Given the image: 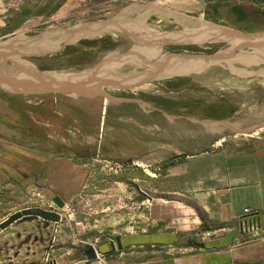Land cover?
I'll return each instance as SVG.
<instances>
[{
  "label": "rangeland",
  "instance_id": "1",
  "mask_svg": "<svg viewBox=\"0 0 264 264\" xmlns=\"http://www.w3.org/2000/svg\"><path fill=\"white\" fill-rule=\"evenodd\" d=\"M229 34L251 40L208 41ZM259 34L264 0H0V45L21 48L0 54V226L62 216L4 230L0 264H78L117 236L209 239L220 224L190 195L189 154L221 144L264 169ZM70 76L98 88L41 95Z\"/></svg>",
  "mask_w": 264,
  "mask_h": 264
},
{
  "label": "crops",
  "instance_id": "2",
  "mask_svg": "<svg viewBox=\"0 0 264 264\" xmlns=\"http://www.w3.org/2000/svg\"><path fill=\"white\" fill-rule=\"evenodd\" d=\"M57 83L62 84L66 92L69 91L68 96L72 93L82 96L78 93L79 88H98L92 83L85 84L82 77L74 76ZM134 83L122 81L120 85L135 87ZM39 87L40 92L45 87L54 90L56 83L39 84ZM239 134L242 133L237 132L235 136ZM228 136L232 137V134ZM218 145L212 147L216 151L206 149L189 154L190 195L204 200L212 211L210 217L220 224L210 233L209 239L199 245L187 246L182 244L178 232L117 236L114 241L110 239L99 246L85 243L86 248L91 245L101 253V260L88 261L83 256L85 259H80L78 264H264V239H251L264 235V169L259 168L254 155H231L230 150H221L224 145ZM247 211L252 216L244 218ZM243 219L252 220L254 226L256 222L258 229L243 231ZM118 237L121 238L122 250L117 246ZM171 251H176V254Z\"/></svg>",
  "mask_w": 264,
  "mask_h": 264
},
{
  "label": "water",
  "instance_id": "3",
  "mask_svg": "<svg viewBox=\"0 0 264 264\" xmlns=\"http://www.w3.org/2000/svg\"><path fill=\"white\" fill-rule=\"evenodd\" d=\"M218 29H220V28H218ZM218 29H217V32L219 31L218 33L221 34V35L224 34L225 31H226V29H222V31L221 30H218ZM230 33H231V31H230ZM226 37H222V39L212 37L208 41L211 42V43H216V42H221V41L222 42H227V41H229V39H231L229 42H233V44L237 48L240 45L242 46L241 43L246 44L248 40H251V38H247L245 35H237V34H229ZM252 39L253 40L250 41L251 43H255V44L262 43L263 44L264 43V34H259L257 36H254V38H252ZM31 41H33V39H31ZM14 48H16V47H14ZM14 48H12V49L11 48H7L6 46H4V45L1 44L0 45V54L4 55L3 57H5V56L7 57V55H9L8 54L9 51H11L10 52V54H11L12 52H17V51H20L21 50V48H16L13 51ZM32 48H34V43L31 44V45H29V46H27V47H25L24 49L25 50H28V49H32ZM54 88H55L54 90H50V91L51 92H55L56 89H59L60 91L66 90L65 88H63V85L60 84V83H56V87H54ZM262 128H260V129H262ZM254 132H252V133H254ZM241 133H243V134H250V132H247V131L246 132H241ZM55 203L58 205V207L60 209H63L65 207V202L60 197H57L55 199ZM30 216L38 217V218H40V219H42L44 221L52 222V223H59L62 220L61 214L58 213V212H56V211H49V210H45V209H42V208L26 209V210H23L21 212H18L17 214H15L14 216H12L6 224L0 226V234L4 230H6L8 227H10L11 225H13L14 223H16V222H18V221H20V220H22V219H24L26 217H30ZM245 217L247 218L249 216H244V218ZM116 241H117L118 248L120 250H122L123 248H122L121 238L118 237ZM113 245H115V244L113 243ZM84 254H85L86 259L88 261L100 260V257H99L98 252L91 245L87 246L86 251L84 252ZM42 264H46V263H42ZM52 264H55V263L53 262Z\"/></svg>",
  "mask_w": 264,
  "mask_h": 264
},
{
  "label": "built area",
  "instance_id": "4",
  "mask_svg": "<svg viewBox=\"0 0 264 264\" xmlns=\"http://www.w3.org/2000/svg\"><path fill=\"white\" fill-rule=\"evenodd\" d=\"M249 215H251V214H250V212L247 211L244 216H249ZM242 228H243V231H247V232L251 231V230L254 231L255 229L256 230L258 229L257 223L255 222V226H254V222L252 220L249 222L248 219L242 220ZM52 263H47V264H52Z\"/></svg>",
  "mask_w": 264,
  "mask_h": 264
},
{
  "label": "bare ground",
  "instance_id": "5",
  "mask_svg": "<svg viewBox=\"0 0 264 264\" xmlns=\"http://www.w3.org/2000/svg\"><path fill=\"white\" fill-rule=\"evenodd\" d=\"M107 102H109V100H107ZM105 111H106V113H107V111H108V108H107V107H106ZM103 121H104V120H103ZM103 123L105 124V122H103ZM104 124H103V125H104ZM250 135H251V134H250ZM98 254H99V253H98ZM100 254H101V253H100ZM100 254H99V257L101 256ZM100 258H101V257H100ZM100 260H101V259H100Z\"/></svg>",
  "mask_w": 264,
  "mask_h": 264
}]
</instances>
